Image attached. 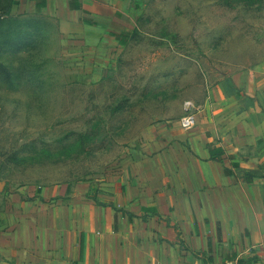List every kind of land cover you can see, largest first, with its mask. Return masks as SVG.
Listing matches in <instances>:
<instances>
[{"label":"rangeland","instance_id":"1","mask_svg":"<svg viewBox=\"0 0 264 264\" xmlns=\"http://www.w3.org/2000/svg\"><path fill=\"white\" fill-rule=\"evenodd\" d=\"M14 1L0 0V60L16 74L0 73V228L23 187L106 182L133 152L163 153L220 82L247 75L240 90L264 92V0H119L106 29L131 34L109 32L106 54L60 8Z\"/></svg>","mask_w":264,"mask_h":264},{"label":"crops","instance_id":"2","mask_svg":"<svg viewBox=\"0 0 264 264\" xmlns=\"http://www.w3.org/2000/svg\"><path fill=\"white\" fill-rule=\"evenodd\" d=\"M19 1L37 12L36 0ZM80 1L86 12L69 0H46L42 12L60 8L89 53L106 54L120 1ZM245 78L214 86L196 127L176 120L163 153L133 152L106 182L21 188L0 228V264H264V92L253 80L241 91Z\"/></svg>","mask_w":264,"mask_h":264},{"label":"trees","instance_id":"3","mask_svg":"<svg viewBox=\"0 0 264 264\" xmlns=\"http://www.w3.org/2000/svg\"><path fill=\"white\" fill-rule=\"evenodd\" d=\"M13 2H16V1L12 0V3ZM36 2H37V12L36 13L40 14L46 8L47 3H46V0H36ZM69 7L72 10H81L83 12H86L85 9L83 8V5H82L80 0H69ZM81 21L83 23H86V24L97 26V23L95 21L90 20L86 17L81 19ZM111 34L119 41L120 45H126L127 41L130 38L131 29L124 28L120 32L111 31ZM1 41H2L1 42L2 46L5 45L6 41L4 39ZM12 44H14V46H15L13 50H22V49L24 50V48L26 47V45H23V43L18 42V41L14 42ZM0 53H1V51H0ZM0 73H3L5 77H8V80L11 82L14 80V78L16 76V74H14L13 71L10 70L9 67L6 66L5 63H3L1 60H0ZM208 149L210 151L212 158L219 159V160L223 158V154L225 152H224V149L222 147H220V146L215 147V143L210 142V143H208ZM246 175L248 178L253 177V175L248 174V173Z\"/></svg>","mask_w":264,"mask_h":264},{"label":"built area","instance_id":"4","mask_svg":"<svg viewBox=\"0 0 264 264\" xmlns=\"http://www.w3.org/2000/svg\"><path fill=\"white\" fill-rule=\"evenodd\" d=\"M186 109L187 111L191 110V105L189 103H186ZM179 123L182 128H185V129L193 128L197 124V118H196L195 113L188 112L187 114H185L179 119Z\"/></svg>","mask_w":264,"mask_h":264},{"label":"water","instance_id":"5","mask_svg":"<svg viewBox=\"0 0 264 264\" xmlns=\"http://www.w3.org/2000/svg\"><path fill=\"white\" fill-rule=\"evenodd\" d=\"M2 188H3V185L0 183V190H2Z\"/></svg>","mask_w":264,"mask_h":264}]
</instances>
